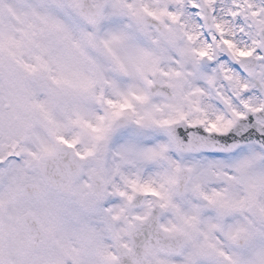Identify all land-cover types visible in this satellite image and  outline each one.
I'll return each instance as SVG.
<instances>
[{"label":"snow or ice","instance_id":"1","mask_svg":"<svg viewBox=\"0 0 264 264\" xmlns=\"http://www.w3.org/2000/svg\"><path fill=\"white\" fill-rule=\"evenodd\" d=\"M0 264H264V0H0Z\"/></svg>","mask_w":264,"mask_h":264}]
</instances>
